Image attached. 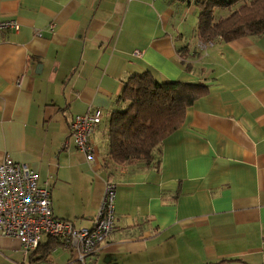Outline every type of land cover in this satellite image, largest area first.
<instances>
[{
  "label": "crops",
  "instance_id": "obj_1",
  "mask_svg": "<svg viewBox=\"0 0 264 264\" xmlns=\"http://www.w3.org/2000/svg\"><path fill=\"white\" fill-rule=\"evenodd\" d=\"M200 1L0 0L19 24L0 31V161L29 165L76 227L116 185L113 231L83 263L54 237L25 252L0 235V264H264V33L203 42ZM144 72L204 92L150 165L116 164L108 119ZM95 112L87 160L69 125Z\"/></svg>",
  "mask_w": 264,
  "mask_h": 264
},
{
  "label": "trees",
  "instance_id": "obj_2",
  "mask_svg": "<svg viewBox=\"0 0 264 264\" xmlns=\"http://www.w3.org/2000/svg\"><path fill=\"white\" fill-rule=\"evenodd\" d=\"M215 6L231 10L216 20ZM199 7L197 34L203 42L264 33V0H201ZM203 92L200 82H159L149 72L130 76L108 119V159L150 165L162 140L181 125L186 108Z\"/></svg>",
  "mask_w": 264,
  "mask_h": 264
},
{
  "label": "built area",
  "instance_id": "obj_3",
  "mask_svg": "<svg viewBox=\"0 0 264 264\" xmlns=\"http://www.w3.org/2000/svg\"><path fill=\"white\" fill-rule=\"evenodd\" d=\"M18 28L15 19H0V31ZM99 122L98 112L76 113L70 119L74 145L87 160L93 158L89 135ZM115 198V183L106 181L92 225L76 227L71 221L53 215L50 192L39 183L37 173L29 165L15 162L8 155L0 161V235L15 237L25 252L36 250L41 236L46 235L72 248L76 260L83 263L113 231Z\"/></svg>",
  "mask_w": 264,
  "mask_h": 264
},
{
  "label": "rangeland",
  "instance_id": "obj_4",
  "mask_svg": "<svg viewBox=\"0 0 264 264\" xmlns=\"http://www.w3.org/2000/svg\"><path fill=\"white\" fill-rule=\"evenodd\" d=\"M229 12V11H228ZM49 258V257H48ZM45 262H48V261H45Z\"/></svg>",
  "mask_w": 264,
  "mask_h": 264
}]
</instances>
